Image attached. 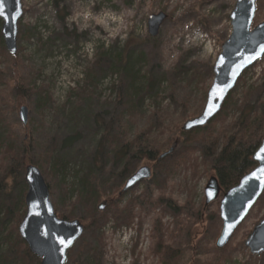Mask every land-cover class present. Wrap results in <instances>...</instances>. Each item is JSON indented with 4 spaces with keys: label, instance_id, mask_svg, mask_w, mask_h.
I'll return each mask as SVG.
<instances>
[{
    "label": "rangeland",
    "instance_id": "1",
    "mask_svg": "<svg viewBox=\"0 0 264 264\" xmlns=\"http://www.w3.org/2000/svg\"><path fill=\"white\" fill-rule=\"evenodd\" d=\"M236 1L22 0L16 55L5 47L0 19V71L5 79V84H0V98H3L0 102L8 106L4 109L0 105V112H7L4 123L14 128L9 129L17 130L25 141L31 158L25 167L33 164L40 168L54 207L66 211L68 219L95 220L90 219L91 204L77 203L74 195H71L72 203L62 206L65 197L62 179L54 178L50 167L45 166L47 151L70 163L71 174L64 179L70 182L73 172L82 168L81 156L96 145L99 136L94 124L81 115L86 110L81 101L91 98L88 101L115 102L124 88L119 72L110 71V59H105L103 54L121 52L126 57L130 51L137 60L135 70L139 71L145 87L124 116L123 133L126 141L142 134L150 140L156 136L162 143L157 157L163 161L164 153L168 152L165 157L175 153L185 140L186 136L181 134L184 123L204 109L207 91L214 79L213 66L222 44L232 33L230 14ZM256 5L252 29L264 20V0H257ZM159 12L166 13L167 18L154 37L149 34L148 20ZM97 56L103 57L99 61ZM94 66L97 72L92 75L97 83L94 94L82 99L81 91L89 85L88 72ZM245 72L233 89H237L233 97L235 106L241 103L247 86L264 80V56ZM141 83L136 86L142 87ZM26 84L41 90L35 93L33 90L32 94L28 91L30 85L26 87ZM252 104L259 110L263 100L255 97ZM21 106L29 110L26 125L19 118ZM114 109L111 106L105 113L106 108H95L94 113L109 116L115 113ZM238 114L235 107H229L216 130L230 125ZM75 132L81 133L82 139L71 148H63L62 141ZM221 147L218 142V148ZM194 148L197 164L181 165L172 172L162 167L155 171V162L142 159L134 172L149 166L152 175L148 179L122 195L119 192L127 179L120 181L118 187L112 185L116 191L108 189V196L94 202L98 210V205L109 199L104 210H98L105 212L104 219L109 220L103 227V241L99 246L101 264H162L163 246H169L172 255L178 252L176 264H264V254L254 255L245 246L253 228L264 218V193L228 244L217 248L216 241L223 227L219 211L222 195L205 207V187L215 173L209 159L204 157L201 144ZM111 177L104 176L100 188ZM134 199L138 203L134 206L133 221L117 223L116 215L130 207ZM199 210H202V220H194Z\"/></svg>",
    "mask_w": 264,
    "mask_h": 264
},
{
    "label": "trees",
    "instance_id": "2",
    "mask_svg": "<svg viewBox=\"0 0 264 264\" xmlns=\"http://www.w3.org/2000/svg\"><path fill=\"white\" fill-rule=\"evenodd\" d=\"M103 55L105 59H110L108 63L109 68H112L110 71L115 72V74L119 72L124 84L121 94L123 100L120 101V95L115 102L108 100L103 103L98 102V100L95 102L94 100L88 101L91 98L81 101V103H85L86 109L81 115L84 119L87 118L86 121L94 124L93 127L99 139L92 150L81 156L79 163L82 168H77L73 172L70 182L64 180L68 174H71L69 173L70 163L67 160L48 150V159L45 162V166L47 164L50 167L52 176L58 180L62 179L61 186L65 194L62 206L72 203L71 195H74V201L77 203L84 206L88 203L91 204L90 219H95L81 220L85 226V233L87 232L83 234L86 239H82V236L69 251L66 264H101L102 249H99V246L103 241V227L109 220L104 219L106 217L105 212H99L95 209L94 202L100 197L108 196L110 194V191L107 192L108 189L116 191L117 189H114L112 185L116 184L118 187L120 181L128 179L133 174L136 164L142 159L155 162L153 167L155 171H159V167H162L172 172L174 168L181 165L190 167L194 165V162L197 164L198 159L193 157V150L195 149L194 145L201 144L204 157L211 162L214 175L218 178L222 190L225 192L237 185L245 174L256 167L257 163L253 156L264 138V80H262L260 83L247 86L243 90L241 103L238 106L233 103L237 89L233 90L227 98L222 113L220 112L203 127L187 132L182 130L181 134L186 137L181 143V147L175 153L162 158L163 161L159 160L157 154L159 145L161 146L162 143L156 139V136L150 140L148 135L142 134L126 141V134L124 135V116L126 112H130L129 109L132 108V104L136 103L138 92L144 90L145 87L141 83L139 71L135 70L137 60L132 58L130 51L126 57L121 52L117 54L105 52ZM101 57L103 56H97L99 61ZM142 57L139 55V59L143 60ZM143 61L147 63L146 59ZM95 70L94 66L88 72L87 81L89 85L84 90L82 89L80 94L82 99L94 94L93 90L97 83L92 80V75L96 72ZM7 72H9L8 68ZM240 81L242 78L238 82ZM140 83L142 87H137L136 84L140 85ZM0 84H5L2 71H0ZM27 86L30 87L28 91H31L32 94L33 90L34 93L41 90L31 84H26ZM19 91L20 88H18V93ZM255 97L263 100L259 110L252 104V99ZM87 101L88 104H86ZM0 105L4 106V109L8 107L3 102H0ZM111 106L115 108V113L112 112L109 116L103 113H94L95 108H106L105 113H107ZM232 106L239 112L237 118L230 125L225 124L226 127L223 126L220 131H217L218 123L226 118L223 113ZM6 114L7 112H0V121L3 125L0 130V264H40V258L30 252L18 230L26 213L27 184L24 179V171L25 164L30 162L31 158H29L28 150L24 146L23 137L17 130L9 129L13 128L12 126L4 123L7 119ZM83 124L85 125L84 122ZM83 124L79 123L80 127ZM81 139V133L75 132V134L65 137L61 146L71 148ZM218 142L219 145L222 144L220 149ZM110 171L111 173H109ZM108 174L112 175L111 179L109 178V182L102 184L100 188V181ZM117 178L119 180L114 182ZM136 199L130 207L121 209L120 213L116 215L117 223L130 224L133 221L134 206L138 203ZM108 200L105 201L109 202ZM55 209L59 218L68 219L69 214L66 211L59 207ZM201 212L202 210L198 211L194 220H202ZM195 214L190 218H193ZM156 223L159 224V222ZM4 245H6V250L2 248ZM162 249V264H173V262L176 264L179 257L178 252L175 251L172 255L169 246H163ZM214 264L218 263L215 262Z\"/></svg>",
    "mask_w": 264,
    "mask_h": 264
},
{
    "label": "water",
    "instance_id": "3",
    "mask_svg": "<svg viewBox=\"0 0 264 264\" xmlns=\"http://www.w3.org/2000/svg\"><path fill=\"white\" fill-rule=\"evenodd\" d=\"M256 1H236L230 14L232 33L222 44V51L213 66L214 79L207 91L204 109L200 115L184 123L183 131L203 127L217 116L243 73L264 56V53H260V46L264 45V20L252 29L257 11ZM22 16V0H3V11L0 14L1 34L6 49L13 55L18 53V25ZM166 18L167 15L164 12L152 14L149 17L148 31L151 36L158 35ZM257 53H260L259 59L245 67H239L245 64L246 58ZM226 84L231 87L223 92V98H215L213 90L218 91ZM211 108H215V111L207 114ZM28 117V108L21 106L19 118L24 125L27 124ZM200 120L204 122L200 123ZM167 153H164L161 158L168 155ZM253 159L257 163L256 167L229 190L223 192L215 175L211 176L206 184L205 207L222 195L219 211L223 227L216 241V247L219 249L228 244L237 228L246 220L264 193V172L260 171L264 169V138ZM151 175L149 166L140 167L127 179L119 195L128 192ZM24 179L27 184L26 213L19 225V234L28 245L30 252L40 258V264H66L68 252L84 234L85 226L80 219L68 220L56 215L49 186L38 166L28 164L25 167ZM106 205L107 201L101 202L98 210H104ZM221 240L224 242L220 243ZM245 246L254 255L264 254V218L253 228L245 241Z\"/></svg>",
    "mask_w": 264,
    "mask_h": 264
},
{
    "label": "snow or ice",
    "instance_id": "4",
    "mask_svg": "<svg viewBox=\"0 0 264 264\" xmlns=\"http://www.w3.org/2000/svg\"><path fill=\"white\" fill-rule=\"evenodd\" d=\"M2 11H3V0H0V14H2ZM260 53H264V45H261L260 46ZM260 53H257L255 55H251L250 57L246 58L245 60V64L244 65H240L239 67H245L247 64H250L252 63L253 61L257 60L260 58ZM233 75H237V73H233ZM228 87H231V85L229 84H226L224 86V88H220L218 91L216 89L213 90V96L215 98H219V99H222L223 98V92L228 88ZM216 107H218V105H216ZM212 111H215V108H211L209 110V112L207 114H211ZM200 123H203L204 121L203 120H200L199 121ZM261 172H264V169H261L260 170ZM231 227V226H230ZM62 243H64L63 241H61ZM224 241L221 240L220 243H223Z\"/></svg>",
    "mask_w": 264,
    "mask_h": 264
}]
</instances>
